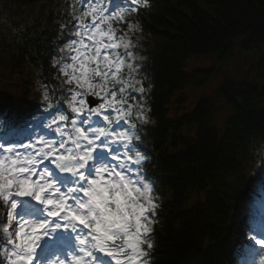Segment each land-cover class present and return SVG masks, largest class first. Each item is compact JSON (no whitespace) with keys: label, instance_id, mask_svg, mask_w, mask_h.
<instances>
[{"label":"trees","instance_id":"1","mask_svg":"<svg viewBox=\"0 0 264 264\" xmlns=\"http://www.w3.org/2000/svg\"><path fill=\"white\" fill-rule=\"evenodd\" d=\"M144 3L147 7L139 4L138 11L129 12L125 19L138 25L133 40L137 37L145 58L148 123L138 121L137 134L139 149L148 156L145 174L155 184L159 204L148 261L186 264L196 256L200 239L220 237L232 217L226 198L212 182L235 190L242 177L248 178L244 168L253 150L264 142V61L254 68L255 78L244 74L237 80L224 77L221 81L214 96L229 109V116L219 129L212 124L214 96L201 97L193 111L184 112L185 89H201L215 76L214 68L190 69L188 62L208 55L215 61H229L233 41L242 37L247 38L242 52L264 46V0ZM120 4L127 7L123 0ZM80 5V0H0V29L9 36L12 48L6 62L0 56V85L20 75L11 109L21 112L23 98L36 101L45 87H60L58 78L52 77L56 75L52 62L60 59L63 38L68 35L62 26L70 27L72 9ZM0 44L4 47L1 40ZM27 63L36 70L33 78L25 71ZM3 205L0 201V210ZM6 243L2 238L0 248H8Z\"/></svg>","mask_w":264,"mask_h":264},{"label":"snow or ice","instance_id":"2","mask_svg":"<svg viewBox=\"0 0 264 264\" xmlns=\"http://www.w3.org/2000/svg\"><path fill=\"white\" fill-rule=\"evenodd\" d=\"M113 3L114 11L105 7L103 0H81L82 15L73 12L70 28L62 26L68 35L63 38L60 59H54L52 67L63 78L59 82L61 93H66L62 101L66 110L50 102V93L56 90L45 87L46 107L40 121L49 137L59 139L42 135L37 143L43 147L0 144V201L7 206V223H0L8 232L15 230V239H7L11 246L5 248L7 264H33L38 244L49 230H68L69 223L75 226L72 232L79 228V234L75 248L58 264H149L158 197L148 177L132 178L146 160L137 134V121L148 123L147 110L140 102L146 89L137 79L140 69L132 50L134 41L115 27L121 23L128 32L136 30L138 25L127 23L125 18L129 12H137L139 4H147L144 0H123L127 7L115 0ZM68 160L76 161L77 167L61 163ZM46 163L83 181L67 189L74 194L79 190L83 202L77 206L67 195L62 202L47 197L46 190L59 186ZM13 197H31L43 205L47 218L31 227L23 218L17 222ZM54 205L58 206L55 211ZM253 239L264 249V234ZM259 255L264 260V251Z\"/></svg>","mask_w":264,"mask_h":264},{"label":"rangeland","instance_id":"3","mask_svg":"<svg viewBox=\"0 0 264 264\" xmlns=\"http://www.w3.org/2000/svg\"><path fill=\"white\" fill-rule=\"evenodd\" d=\"M243 41L244 38H240L233 41L234 53H233V58L229 61L226 62L215 61V59L211 55L202 58H192L191 60H189L188 65L190 69L214 68L215 76L210 82H208V84L205 87L201 89L194 87H187L185 89V95L187 97V102H188V104L186 105L187 110L189 109L191 110V108H193L197 104L198 100L201 97L213 96L217 86L221 83L224 77H228V78L231 77L234 80H237L241 78L244 74H246L249 77L255 78V72L253 70H250V67L259 64L264 59V47H262L259 51H255V52H242L240 45ZM214 112H216L217 118L219 119L218 120L219 123L222 119L224 120L226 117L229 116V109L223 107V105L219 101H216ZM248 189H254V188L250 186L244 187L243 190L244 197L247 196ZM233 236L234 237L236 236L234 232H233ZM215 239H217L216 236ZM215 247L218 246L215 245ZM211 251L212 252L214 251V247L213 248L207 247L206 249L207 254L204 257V260L207 262L211 260V258L208 259ZM205 261H203V263H205ZM187 264H197V258L194 257L190 259V261Z\"/></svg>","mask_w":264,"mask_h":264},{"label":"clouds","instance_id":"4","mask_svg":"<svg viewBox=\"0 0 264 264\" xmlns=\"http://www.w3.org/2000/svg\"><path fill=\"white\" fill-rule=\"evenodd\" d=\"M145 159H147V157H146ZM61 163L64 164L65 167H72V168L77 167V162L74 161V160L62 161ZM85 179H86V178H85ZM139 179H140V178L138 177V180H139ZM80 183H83V181H76V182H75V184H80ZM75 184H74V185H75ZM74 185H73V186H74ZM63 187L65 188V190H64L63 193H61V192L59 191V189L61 188L60 186H59V187H52L50 190H46V192H47V197H48L49 199H55V200H59V201L62 202V200H63V196H64V195H67V196L73 198V203H74L75 205H77V206H78L81 202L84 201V198L81 197V196H79V190H77V193L74 194V193H71V192H68V191H67V189H68V187H69L67 184H64ZM57 207H58L57 205H54V206L52 207V210L55 211ZM91 211H92V210L89 209V211H88V214H89V215H91ZM43 212H46V209H44ZM0 215H3L2 210H0ZM46 218H47L46 215H43V217H40V218H28V219H25V223H26V225H27L28 227H31V226H33V225H35V224H38L39 221H40L41 219H46ZM68 226H69L70 229H73V228L75 227V226L72 225L71 223H69ZM2 232H3L4 236L6 237V239H8V238L15 239V230H13L12 232H8V231L5 229V227L3 226V227H2ZM0 258H3V259L6 260V261H7V259H8V253H7V251H5V248H0Z\"/></svg>","mask_w":264,"mask_h":264}]
</instances>
